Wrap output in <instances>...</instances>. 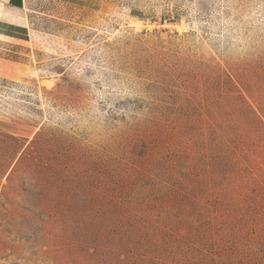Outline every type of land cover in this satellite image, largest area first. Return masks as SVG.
<instances>
[{"label": "rangeland", "instance_id": "374dc122", "mask_svg": "<svg viewBox=\"0 0 264 264\" xmlns=\"http://www.w3.org/2000/svg\"><path fill=\"white\" fill-rule=\"evenodd\" d=\"M0 42V264H264V0H28Z\"/></svg>", "mask_w": 264, "mask_h": 264}, {"label": "crops", "instance_id": "0c3cea01", "mask_svg": "<svg viewBox=\"0 0 264 264\" xmlns=\"http://www.w3.org/2000/svg\"><path fill=\"white\" fill-rule=\"evenodd\" d=\"M28 0H0V42L26 41L31 33L28 14L23 10Z\"/></svg>", "mask_w": 264, "mask_h": 264}]
</instances>
